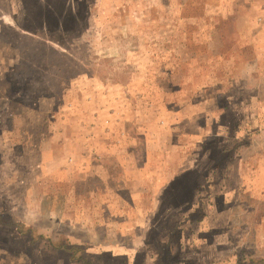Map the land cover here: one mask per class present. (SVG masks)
Masks as SVG:
<instances>
[{"label":"rangeland","instance_id":"1","mask_svg":"<svg viewBox=\"0 0 264 264\" xmlns=\"http://www.w3.org/2000/svg\"><path fill=\"white\" fill-rule=\"evenodd\" d=\"M0 264H264V0H0Z\"/></svg>","mask_w":264,"mask_h":264}]
</instances>
